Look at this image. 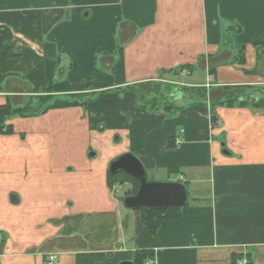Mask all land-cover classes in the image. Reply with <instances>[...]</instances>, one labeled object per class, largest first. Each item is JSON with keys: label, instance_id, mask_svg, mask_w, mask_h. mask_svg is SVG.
<instances>
[{"label": "crops", "instance_id": "0c3cea01", "mask_svg": "<svg viewBox=\"0 0 264 264\" xmlns=\"http://www.w3.org/2000/svg\"><path fill=\"white\" fill-rule=\"evenodd\" d=\"M0 27L20 53L0 50V108L98 95L0 127V264H264V109L216 106L214 124L196 102L262 98L264 0H0ZM182 66L172 114L138 107L131 88ZM128 153L188 190L155 235L109 177Z\"/></svg>", "mask_w": 264, "mask_h": 264}, {"label": "trees", "instance_id": "16d2710c", "mask_svg": "<svg viewBox=\"0 0 264 264\" xmlns=\"http://www.w3.org/2000/svg\"><path fill=\"white\" fill-rule=\"evenodd\" d=\"M12 40V33L11 31L6 28V27H0V50H3L4 48H6L4 50V55L8 56V57H19L20 53L13 50V48L10 47V42ZM262 48L264 47V44L260 45ZM239 61H243L244 60V48H242L239 53L238 56ZM188 66H182L180 67L178 70H173V71H169V72H164V74H174L175 76L181 74V72H183L184 70H188L187 69ZM190 68V67H189ZM194 68H191V72H193ZM194 89V88H192ZM234 89L235 88H225V90H223L224 94L227 93L226 95L223 96V98H219L216 101L215 100H211L209 101L206 93H203V96L196 98V102L199 103L201 100L203 99V101H207L210 102L212 104V110H211V118H212V122L215 124L217 119H216V114H215V110L214 107L216 106H222V105H226V106H232L234 107L235 105L239 106V107H247V106H252V107H257L259 109H264V91L262 93V98L259 100H256V102L254 103H250L251 101L249 99H252V97L255 94H246V95H242V94H234ZM138 90V92H137ZM195 91V90H192ZM262 91V90H261ZM131 93H133L135 95L136 98V103L139 105V103L145 99H147L148 101H145L146 105L150 104V110L149 111H159L161 107H163V111L168 112L172 114V111L176 110L177 107L174 106L173 103H171L172 101H170V94L168 95V100L166 102L162 101L163 98H165L162 94L161 91L159 92H148L145 91L143 88H139V87H133L130 90ZM258 92V91H257ZM103 93V92H102ZM101 95V94H100ZM98 96V95H97ZM97 96H94L92 98H90L88 95L83 94V95H79V96H74V97H66L64 98V100H52V103H50V101L48 102L47 106H46V102L47 101H42V103L39 105V107L36 108H29L28 105H26L25 107L22 108H12V106H10L9 104L1 107L0 108V127H6L4 126L7 122L10 120L11 117H22V118H29L30 117H34V116H39L43 113H45L46 111H48L49 109H53V108H66V107H71V106H80L83 107L84 109L87 107L88 104L90 103H94L95 101H97L98 99L96 98ZM162 99V100H161ZM220 100V101H219ZM202 103V102H201ZM144 104V105H145ZM139 105L138 107L140 108H144L147 109V106L145 105ZM46 106V107H45ZM6 129L9 131L11 130V126H7ZM110 179L115 180L116 183H120L121 185H125V184H130L132 187L129 189V193L128 195H135L138 191L139 188V184L137 182H135L133 179H131L129 176H127L126 174L119 173L117 175H109ZM115 183V182H110ZM189 204L187 203L186 207L183 209H166V210H151V209H141L142 212V222L144 227L147 229V231L151 234V235H155L157 229L159 228V226L162 224L163 220H168V219H180L183 218L187 212ZM153 254L149 251H138L135 255V260L134 263L135 264H146L149 260H152Z\"/></svg>", "mask_w": 264, "mask_h": 264}, {"label": "water", "instance_id": "95a60500", "mask_svg": "<svg viewBox=\"0 0 264 264\" xmlns=\"http://www.w3.org/2000/svg\"><path fill=\"white\" fill-rule=\"evenodd\" d=\"M224 154H229L225 151ZM89 158L96 157V153L90 151ZM142 163L131 153L118 157L111 162L109 172L111 175L124 173L139 184L135 195L123 199L125 208L129 210L151 209H183L188 203V190L181 182H151ZM122 264H134L124 262Z\"/></svg>", "mask_w": 264, "mask_h": 264}, {"label": "rangeland", "instance_id": "374dc122", "mask_svg": "<svg viewBox=\"0 0 264 264\" xmlns=\"http://www.w3.org/2000/svg\"><path fill=\"white\" fill-rule=\"evenodd\" d=\"M264 48V47H263ZM171 76H173V78L171 79V77H170V79H167L166 81H164L163 83H156L157 85L155 86V85H145V87H143L144 88V90L145 91H148V92H151V91H154V92H159V91H161L162 92V94L161 95H163L165 98H163V100L162 101H164V102H166L167 100H168V95L167 94H169L170 92H171V90L173 89V87L174 86H176V84H178V87L179 86H182V88L183 87H185V88H187V84H185V83H187V82H193V80L191 79V78H188V76H187V73L185 74V77H183L182 79H181V81L177 78V77H174V74L172 75L171 74ZM255 88V87H254ZM137 92H138V90H137ZM252 94H256L257 92L255 91V90H253L252 92H251ZM89 96V95H88ZM90 98H92L93 96H89ZM167 99V100H166ZM166 100V101H165ZM145 101H148L147 99H145V100H143V101H141L140 103H139V105L141 106V105H144L146 102ZM168 102H169V100H168ZM146 105V104H145ZM144 105V106H145ZM147 106V109L148 110H150V104H148V105H146ZM163 107H161L160 108V110L159 111H162L163 109H162ZM154 179H156L157 181H160L161 183H165V182H167L166 180V177L164 176V175H159L157 178H155L154 176H152V175H149V181H153ZM172 180H178L179 179V177L178 176H172V178H171ZM126 189V188H125ZM123 190H124V188H123ZM123 190L121 191V189L119 188V190L118 191H121V193L123 192ZM190 202H191V200H190Z\"/></svg>", "mask_w": 264, "mask_h": 264}, {"label": "built area", "instance_id": "2783aa9c", "mask_svg": "<svg viewBox=\"0 0 264 264\" xmlns=\"http://www.w3.org/2000/svg\"><path fill=\"white\" fill-rule=\"evenodd\" d=\"M56 259H57V256H52V257L50 258V261H51V262H55ZM239 264H247V262H246V261H242V262H240Z\"/></svg>", "mask_w": 264, "mask_h": 264}]
</instances>
